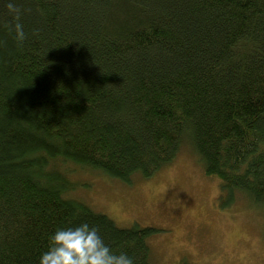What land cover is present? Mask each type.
<instances>
[{
	"label": "trees",
	"instance_id": "16d2710c",
	"mask_svg": "<svg viewBox=\"0 0 264 264\" xmlns=\"http://www.w3.org/2000/svg\"><path fill=\"white\" fill-rule=\"evenodd\" d=\"M0 0V264L96 227L150 264L156 230L70 198L61 164L129 183L187 143L227 202L264 208V0ZM179 264H188L181 261Z\"/></svg>",
	"mask_w": 264,
	"mask_h": 264
},
{
	"label": "rangeland",
	"instance_id": "374dc122",
	"mask_svg": "<svg viewBox=\"0 0 264 264\" xmlns=\"http://www.w3.org/2000/svg\"><path fill=\"white\" fill-rule=\"evenodd\" d=\"M187 147L152 177L129 183L77 165L59 171L75 185L70 198L117 227L156 230L148 236L150 264H264V208L241 197L227 202Z\"/></svg>",
	"mask_w": 264,
	"mask_h": 264
},
{
	"label": "clouds",
	"instance_id": "9594fccd",
	"mask_svg": "<svg viewBox=\"0 0 264 264\" xmlns=\"http://www.w3.org/2000/svg\"><path fill=\"white\" fill-rule=\"evenodd\" d=\"M8 10L14 21L9 30L15 33V40L22 45L27 36L19 22L21 10L11 0ZM39 264H135V260L126 252L114 253L104 243L96 227L83 223L75 228L57 229Z\"/></svg>",
	"mask_w": 264,
	"mask_h": 264
}]
</instances>
